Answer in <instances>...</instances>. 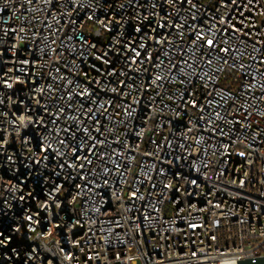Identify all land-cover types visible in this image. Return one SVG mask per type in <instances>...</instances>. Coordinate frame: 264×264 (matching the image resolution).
I'll use <instances>...</instances> for the list:
<instances>
[{"label": "built area", "instance_id": "1", "mask_svg": "<svg viewBox=\"0 0 264 264\" xmlns=\"http://www.w3.org/2000/svg\"><path fill=\"white\" fill-rule=\"evenodd\" d=\"M260 257L264 0H0V264Z\"/></svg>", "mask_w": 264, "mask_h": 264}, {"label": "water", "instance_id": "2", "mask_svg": "<svg viewBox=\"0 0 264 264\" xmlns=\"http://www.w3.org/2000/svg\"><path fill=\"white\" fill-rule=\"evenodd\" d=\"M238 264H264V257L238 260Z\"/></svg>", "mask_w": 264, "mask_h": 264}, {"label": "snow or ice", "instance_id": "3", "mask_svg": "<svg viewBox=\"0 0 264 264\" xmlns=\"http://www.w3.org/2000/svg\"><path fill=\"white\" fill-rule=\"evenodd\" d=\"M209 43H211V42H209Z\"/></svg>", "mask_w": 264, "mask_h": 264}]
</instances>
